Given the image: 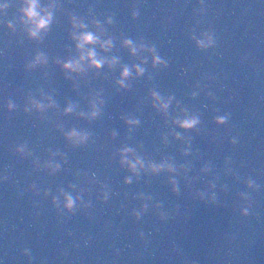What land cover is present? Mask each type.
<instances>
[{
    "label": "water",
    "instance_id": "water-1",
    "mask_svg": "<svg viewBox=\"0 0 264 264\" xmlns=\"http://www.w3.org/2000/svg\"><path fill=\"white\" fill-rule=\"evenodd\" d=\"M38 3L0 0V264H264V0Z\"/></svg>",
    "mask_w": 264,
    "mask_h": 264
},
{
    "label": "clouds",
    "instance_id": "clouds-1",
    "mask_svg": "<svg viewBox=\"0 0 264 264\" xmlns=\"http://www.w3.org/2000/svg\"><path fill=\"white\" fill-rule=\"evenodd\" d=\"M0 7H6V6H0ZM39 9V3L38 0H26V6L23 7L21 9V13L23 16V23H25L26 25H29V36L30 38H37L39 37L40 33L42 31H45L49 28V25L52 22V14L49 12L47 15H41ZM73 21L74 27H80V28H84L86 27L84 24H79L76 25L75 24V17H73ZM11 26V25H9ZM73 39L75 41H77L76 43V47L78 50L81 51V55H80V59L79 60H68L66 63H63L62 67L64 70L70 71V72H81L83 71V68L81 67V62L84 60H89L90 67H93L95 69H101L103 67V65L106 63V61L103 58H98L97 54L94 50L89 49L87 51H85L86 46L87 45H96L97 43H99V38L94 35L92 32H83L82 34H80L79 36L77 35H73ZM125 46L130 47L131 48V52L133 55L136 54L137 49L135 47H132V41L131 40H126L125 41ZM212 46V42H210L208 45H205L203 41H198L197 42V47L200 48L201 50H205L207 47ZM102 48H104L105 50H107L110 47V42H107L106 44H102L101 45ZM149 51L155 53V48H151L149 49ZM42 56L43 54H39L37 56L36 59V63H40L42 61ZM46 62V61H45ZM117 61L115 59H113L112 61L108 62L109 66H113ZM153 63L154 66L158 65V64H162L164 63L159 56L154 55L153 56ZM136 72L138 75H142L144 72L143 68H140L139 66H136ZM131 72L129 70L128 67H124L122 73H121V79L117 82L118 84H120L122 87L124 86V80L127 79L128 77H130ZM153 97L154 99L159 103L161 98L159 97L158 94L153 93ZM13 107V105L11 104V102H9V109H11ZM162 107L164 109H166L168 107L167 104H162ZM94 111L92 112V116L95 117L99 114V110L95 109V105H93ZM72 111V107L69 106L68 109H66V112H71ZM218 124H224L226 123V118L225 117H217V121ZM129 124H136L138 123V121H133V120H129L128 121ZM177 123L180 124V127L183 129H191L193 128L196 124L199 123L198 119H185L184 121H177ZM71 137H75L77 136L76 132H72L70 134ZM86 138V137H85ZM83 139V138H82ZM131 149L125 148L124 152H131ZM127 163L129 164L130 168L135 171L136 170V164H133L127 160H123L122 164ZM137 163H139V161H137ZM162 167V166H159ZM159 167L154 166V170L158 171ZM130 182V181H127ZM74 206V202L72 200L71 197L67 198V204L65 205V207L68 210H72Z\"/></svg>",
    "mask_w": 264,
    "mask_h": 264
}]
</instances>
